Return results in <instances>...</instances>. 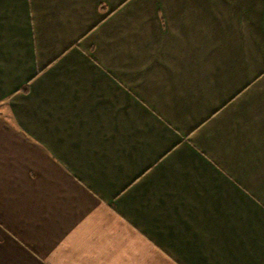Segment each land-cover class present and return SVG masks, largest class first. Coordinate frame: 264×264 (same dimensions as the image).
<instances>
[{"label":"crops","instance_id":"0c3cea01","mask_svg":"<svg viewBox=\"0 0 264 264\" xmlns=\"http://www.w3.org/2000/svg\"><path fill=\"white\" fill-rule=\"evenodd\" d=\"M0 264H264V0H0Z\"/></svg>","mask_w":264,"mask_h":264},{"label":"trees","instance_id":"16d2710c","mask_svg":"<svg viewBox=\"0 0 264 264\" xmlns=\"http://www.w3.org/2000/svg\"><path fill=\"white\" fill-rule=\"evenodd\" d=\"M26 91H27V87H24V88L22 89V92L25 93Z\"/></svg>","mask_w":264,"mask_h":264}]
</instances>
